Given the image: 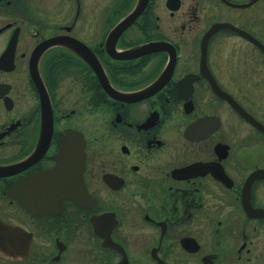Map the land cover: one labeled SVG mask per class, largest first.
<instances>
[{"label": "flooded vegetation", "instance_id": "flooded-vegetation-1", "mask_svg": "<svg viewBox=\"0 0 264 264\" xmlns=\"http://www.w3.org/2000/svg\"><path fill=\"white\" fill-rule=\"evenodd\" d=\"M260 2L0 0V264H264Z\"/></svg>", "mask_w": 264, "mask_h": 264}, {"label": "water", "instance_id": "water-1", "mask_svg": "<svg viewBox=\"0 0 264 264\" xmlns=\"http://www.w3.org/2000/svg\"><path fill=\"white\" fill-rule=\"evenodd\" d=\"M147 0H137V4L133 8V10L126 15V17L123 19L122 23L117 25L116 30H119L123 28L127 23H130L142 10V7L145 5ZM145 49H152L153 44H142L132 47L131 49L127 50V53L135 54V53H141Z\"/></svg>", "mask_w": 264, "mask_h": 264}, {"label": "rangeland", "instance_id": "rangeland-1", "mask_svg": "<svg viewBox=\"0 0 264 264\" xmlns=\"http://www.w3.org/2000/svg\"><path fill=\"white\" fill-rule=\"evenodd\" d=\"M256 8H258L259 11H260V17H261V18H264V0H261L259 6H257ZM250 9H251V8H250ZM250 9H248V10L246 11V13H250V14H251L252 9H251V10H250Z\"/></svg>", "mask_w": 264, "mask_h": 264}]
</instances>
